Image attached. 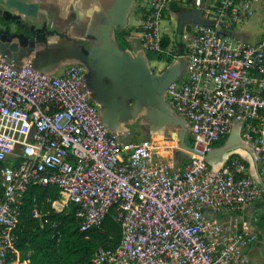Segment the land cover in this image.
<instances>
[{"label": "built area", "instance_id": "2783aa9c", "mask_svg": "<svg viewBox=\"0 0 264 264\" xmlns=\"http://www.w3.org/2000/svg\"><path fill=\"white\" fill-rule=\"evenodd\" d=\"M147 1L142 44L170 56L160 21L171 2L190 4L229 30L258 0ZM184 47L185 71L166 88L175 111L190 122L189 157L178 170L154 158L151 140L125 142L108 129L80 65L50 74L31 55L16 61L0 52V264L14 258V230L30 184L55 186L52 208L76 205L82 231L113 211L120 241L97 247L93 264H250L246 248L255 233L217 215L245 210L259 187L243 159L229 156L215 167L206 156L237 123L264 182V39L246 43L192 22ZM32 216L41 218L37 208Z\"/></svg>", "mask_w": 264, "mask_h": 264}, {"label": "crops", "instance_id": "0c3cea01", "mask_svg": "<svg viewBox=\"0 0 264 264\" xmlns=\"http://www.w3.org/2000/svg\"><path fill=\"white\" fill-rule=\"evenodd\" d=\"M20 1L36 3L38 25L46 23L44 43L37 44L33 51L27 53L36 68L60 74L71 64L83 67L91 97L100 103L101 120L108 129L125 142L151 140L156 160L173 169H181L189 157L190 148L182 141V136L186 132L190 137V122L168 101L166 87L156 83L152 77L143 76L140 64L155 77L176 66H180L177 78L184 73L187 64L186 59L185 64L181 62L185 54L184 32L192 22L179 29V19L183 11L195 8L190 4H169L164 18L169 11L178 13L179 37L172 39L163 33L168 41L167 47L174 54L160 56L144 48L139 33L147 13V0ZM260 2L253 4L246 21L256 12ZM260 4L264 17V0ZM11 13L18 12L13 9ZM199 16L205 19L200 13ZM134 21L135 25L132 24ZM236 29L232 26L223 31L227 36L242 41L231 31ZM262 39L264 32L252 43ZM238 125L235 123L231 132L214 146L212 155L217 158V166L229 156L243 159L247 174L259 187V196L245 210L224 211L218 217L234 228H249L255 233L256 240L246 248V252L250 264H264V182L258 175L255 156L243 144Z\"/></svg>", "mask_w": 264, "mask_h": 264}, {"label": "trees", "instance_id": "16d2710c", "mask_svg": "<svg viewBox=\"0 0 264 264\" xmlns=\"http://www.w3.org/2000/svg\"><path fill=\"white\" fill-rule=\"evenodd\" d=\"M162 44L167 47L165 37ZM58 196V189L50 185L30 184L23 193L13 246L21 259H28V264H93L97 247L118 245L121 227L112 210L99 226L82 231L76 205L69 204L61 212L52 208ZM34 208L41 218L32 216Z\"/></svg>", "mask_w": 264, "mask_h": 264}, {"label": "water", "instance_id": "95a60500", "mask_svg": "<svg viewBox=\"0 0 264 264\" xmlns=\"http://www.w3.org/2000/svg\"><path fill=\"white\" fill-rule=\"evenodd\" d=\"M2 3L3 7L0 8V52H6L11 59L18 61L21 55L24 56L28 52L33 51L37 44L44 43L46 23L38 25L39 16L36 3H26L20 0H2ZM13 9L18 13H11ZM199 13L200 10L198 8L183 11L179 19V29L182 25L191 21L204 25H215L220 35H226L227 32L223 31L215 20L200 19ZM181 59V62L184 63L185 57L182 56ZM140 67L144 77H152L156 83H161L166 88L178 77L180 68V66H176L167 69L155 77L150 75L147 68L141 64ZM182 141L190 148L189 133L185 132L183 134ZM206 159L216 163L217 158L211 152L206 156ZM214 166L217 167V164Z\"/></svg>", "mask_w": 264, "mask_h": 264}, {"label": "rangeland", "instance_id": "374dc122", "mask_svg": "<svg viewBox=\"0 0 264 264\" xmlns=\"http://www.w3.org/2000/svg\"><path fill=\"white\" fill-rule=\"evenodd\" d=\"M262 1L263 0H261L260 3H262ZM260 3L258 4L260 8L258 7L256 9V12L253 13L250 19H248L247 21L245 20L246 22L243 21L241 24L236 26L237 27L236 30H231L232 32L236 33L237 39H240L243 42L252 43L258 38V36L260 37L261 34L264 32V17H262V12H261L262 4ZM260 18L263 19L261 22H260ZM132 24L135 25V21L132 22ZM177 27H178V13L176 12L169 11L167 16L160 21L161 32L167 33L172 39L179 37V31ZM20 256H21L20 252L16 250L11 264L21 259Z\"/></svg>", "mask_w": 264, "mask_h": 264}]
</instances>
